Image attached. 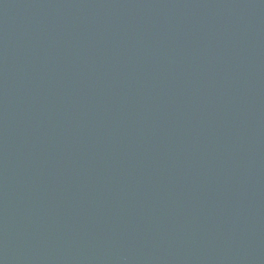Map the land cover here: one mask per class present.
Here are the masks:
<instances>
[{"label": "water", "instance_id": "obj_1", "mask_svg": "<svg viewBox=\"0 0 264 264\" xmlns=\"http://www.w3.org/2000/svg\"><path fill=\"white\" fill-rule=\"evenodd\" d=\"M0 264H264V0H0Z\"/></svg>", "mask_w": 264, "mask_h": 264}]
</instances>
